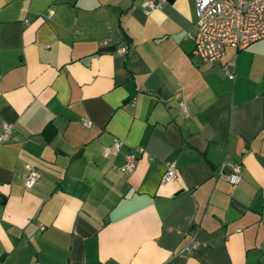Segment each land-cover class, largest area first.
<instances>
[{
  "label": "crops",
  "instance_id": "crops-1",
  "mask_svg": "<svg viewBox=\"0 0 264 264\" xmlns=\"http://www.w3.org/2000/svg\"><path fill=\"white\" fill-rule=\"evenodd\" d=\"M153 1L0 0V264H264V38L203 61Z\"/></svg>",
  "mask_w": 264,
  "mask_h": 264
},
{
  "label": "built area",
  "instance_id": "built-area-1",
  "mask_svg": "<svg viewBox=\"0 0 264 264\" xmlns=\"http://www.w3.org/2000/svg\"><path fill=\"white\" fill-rule=\"evenodd\" d=\"M194 22L193 30L186 31L185 37L191 41V52L203 61L218 59L226 47L234 50L241 49L250 42L264 38V0H193ZM141 6L146 12L158 5L153 0H141ZM125 46L117 48L118 52H124ZM234 56L225 60L222 64L224 74L232 79ZM135 98L131 99V104ZM178 106L184 115H189L183 101H178ZM88 119L83 124L88 125ZM11 135V124L2 123L0 141L7 140ZM121 140L115 139L114 143L102 148L104 156L115 155L120 151ZM143 147L136 146V151H142ZM136 154L125 153V162L120 166L122 170H130L135 164ZM219 170H227V178L230 183H235L240 178L241 163L239 160L221 162ZM40 176V172L30 167L24 181L26 187L31 186ZM175 176V164L171 159L165 161L161 182L170 180ZM194 244L192 239L183 245L182 249L189 251Z\"/></svg>",
  "mask_w": 264,
  "mask_h": 264
},
{
  "label": "trees",
  "instance_id": "trees-1",
  "mask_svg": "<svg viewBox=\"0 0 264 264\" xmlns=\"http://www.w3.org/2000/svg\"><path fill=\"white\" fill-rule=\"evenodd\" d=\"M44 131L47 132L46 137L49 138L50 135L54 132L52 124L51 123L46 124Z\"/></svg>",
  "mask_w": 264,
  "mask_h": 264
},
{
  "label": "water",
  "instance_id": "water-1",
  "mask_svg": "<svg viewBox=\"0 0 264 264\" xmlns=\"http://www.w3.org/2000/svg\"><path fill=\"white\" fill-rule=\"evenodd\" d=\"M115 48V45H108V46H105L103 49L104 50H110V49H113Z\"/></svg>",
  "mask_w": 264,
  "mask_h": 264
}]
</instances>
